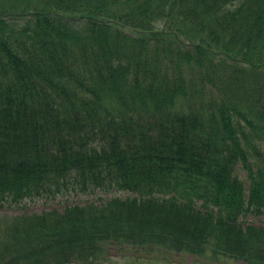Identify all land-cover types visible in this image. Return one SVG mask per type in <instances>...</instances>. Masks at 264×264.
Masks as SVG:
<instances>
[{
	"label": "trees",
	"instance_id": "trees-1",
	"mask_svg": "<svg viewBox=\"0 0 264 264\" xmlns=\"http://www.w3.org/2000/svg\"><path fill=\"white\" fill-rule=\"evenodd\" d=\"M117 190L0 217V264H264V0H0V207Z\"/></svg>",
	"mask_w": 264,
	"mask_h": 264
},
{
	"label": "rangeland",
	"instance_id": "rangeland-1",
	"mask_svg": "<svg viewBox=\"0 0 264 264\" xmlns=\"http://www.w3.org/2000/svg\"><path fill=\"white\" fill-rule=\"evenodd\" d=\"M241 175L244 172L240 171ZM121 197L126 195L125 192H117ZM97 196H105L101 194H97ZM67 198V202L57 203L47 201L44 202L41 198H35L33 200H25L20 205L17 206H4L0 208V217L11 216L15 214H24L30 211H41L42 209H46L51 206H60L66 203H76L83 202L86 199L97 202L95 197L78 194L65 197ZM245 223H252L254 225H264V221L262 217H254L252 215H247L243 220ZM204 255H213L212 251L208 250ZM218 259L210 260L206 259L207 257H197L191 254L183 253L179 255L178 253L168 251H154V252H146V250L142 249H131L128 247L127 249L118 248L114 244H109L107 246V260L99 261L98 264H246L243 260L234 259L231 257H225L224 255L218 254Z\"/></svg>",
	"mask_w": 264,
	"mask_h": 264
}]
</instances>
